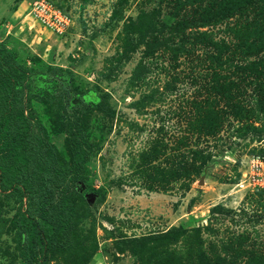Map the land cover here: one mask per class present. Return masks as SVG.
Segmentation results:
<instances>
[{"label": "rangeland", "instance_id": "obj_1", "mask_svg": "<svg viewBox=\"0 0 264 264\" xmlns=\"http://www.w3.org/2000/svg\"><path fill=\"white\" fill-rule=\"evenodd\" d=\"M173 2L0 0V42H4L27 69L25 98H30L31 106L26 110L34 125L57 146L69 167L74 165L65 123L73 121L75 115L80 116L84 121V137L91 144L83 179L74 184L79 192L76 246L56 253L49 260L38 253L35 264H187L182 258L186 250L184 240L162 235L180 224L192 229L212 222L220 229L218 237L225 235L227 228L236 232L247 229L253 235L256 230L264 235V198L256 195L251 197L254 201L249 199L264 189L250 187L246 176L242 180L243 175H250L254 157L264 148V139L262 142L252 140L254 132L237 137L227 126L221 132L223 140L217 147L214 140L200 142V147L212 151L216 160L192 182L182 179L170 181L166 186L157 182L160 186L151 189L144 177L135 175L139 165L153 161L143 157L142 151L158 136L157 130L162 124L169 131L165 135L168 143L187 128L181 108L186 110V101L195 91L188 62L178 67L179 78L172 79L155 70L146 79L150 84L135 89L129 83L145 47L138 44L139 35L128 43L127 38L134 32L127 28L135 29L131 21L142 12L148 23L170 21ZM235 2L244 0H196L188 3L185 10L188 16L192 13L207 17L219 7ZM39 3H49L71 16L72 21L63 33L45 25L34 14ZM234 15L220 25L202 30L212 31L218 40L225 37L231 41L233 34L229 36L225 30L239 23L240 15ZM247 19L254 31L260 30L257 27L264 29V10L247 9ZM120 54L124 57L115 62L121 58ZM116 63H119L118 68ZM197 63L198 60L194 65ZM56 66L62 70L52 74L51 68ZM259 68L264 71V66ZM196 69L200 74L207 71L203 64ZM169 79L176 87L173 93L164 90ZM152 88L158 89V100L147 104L143 110L134 108L132 102ZM59 93L63 95L60 103L42 98ZM100 101L114 113L98 109ZM260 117L263 118L264 113ZM169 147L171 144L170 151ZM185 150L184 147L179 152ZM168 156L169 153L164 152L154 163L169 166ZM237 160H240L238 164ZM262 175L264 177V168ZM217 204H222L223 208L215 214L212 210ZM240 207L248 208L249 214L236 215ZM18 210L15 199L0 190V264H27L21 257V246L12 223ZM42 224L46 235H50L49 225ZM203 234L208 237L206 232ZM207 239L217 240V236Z\"/></svg>", "mask_w": 264, "mask_h": 264}, {"label": "trees", "instance_id": "obj_2", "mask_svg": "<svg viewBox=\"0 0 264 264\" xmlns=\"http://www.w3.org/2000/svg\"><path fill=\"white\" fill-rule=\"evenodd\" d=\"M195 2L174 0L170 21L160 23L154 20L148 23L142 12L131 21L135 29L127 28L134 32L127 38L128 43L134 42V36L139 35L138 44L145 47L130 78L131 87L138 89L150 84L146 79L155 70L166 77L179 78L178 67L188 62L195 90L186 101V110L181 108L188 122L182 135L168 143L165 135L169 131L162 124L157 130L158 136L150 141L148 149L142 151L143 157L153 161L139 165L135 175L144 177L151 189L182 179L192 182L196 175L207 172L216 156L200 147V142L214 140L217 147L223 140L221 132L224 127L228 126L231 134L235 136L236 133L237 137L254 132L253 141L262 142L264 139V117H260L264 113V71L259 68L264 66V29L257 27L260 30L254 31L253 25L247 24V9L264 10V0L235 2L231 4L233 7H219L212 16L201 17L192 13L188 16L185 7ZM234 14L240 15L239 23L225 30L226 34H233L231 41L225 37L218 40L212 31L202 30L220 25L232 19ZM243 20H247L246 23ZM120 56L115 62H120L124 54ZM196 60L198 63L194 65ZM200 64L205 66L206 73L197 71ZM118 65L115 66L118 68ZM51 70L56 74L62 68L56 66ZM27 75L26 67L18 61L15 53L0 42V190L18 204L19 210L12 223L21 246V257L27 264H35L38 253L49 260L56 253L76 246L79 192L74 184L83 179L91 144L84 137L83 119L75 115L73 121L68 120L65 127L74 166L67 165L60 150L41 128H36L26 110L31 106L30 98H25ZM165 88V92L176 90L170 79ZM64 91L68 93L69 89ZM42 98L60 103L63 95L47 94ZM156 100L158 89L152 88L132 104L137 110H143ZM97 108L111 115L114 113L102 101ZM184 147L187 150L180 153ZM164 152L169 153V166L162 167L161 162H154ZM260 154L264 155V148ZM239 162L237 160V164ZM256 195L264 198V191L252 194L249 199ZM222 208V204H217L212 211L217 214ZM248 211V208L240 207L236 215L244 217ZM42 223L49 225L50 235H46ZM204 232L208 237L217 236V240H208ZM219 232V228L208 222L192 229H187L184 224L174 225L162 235L184 240L186 250L182 258L187 264H264V235L256 230L253 235L247 229L236 232L227 228L226 234L218 237Z\"/></svg>", "mask_w": 264, "mask_h": 264}, {"label": "built area", "instance_id": "obj_3", "mask_svg": "<svg viewBox=\"0 0 264 264\" xmlns=\"http://www.w3.org/2000/svg\"><path fill=\"white\" fill-rule=\"evenodd\" d=\"M34 14L40 18V20L47 26L51 27L58 33H63L72 21L71 16L64 13L61 9L49 5V3H39L34 8ZM48 14V16L44 15ZM254 165L252 166V172L247 177L248 185L254 188L264 189V177L262 175L264 168V155H257L254 157Z\"/></svg>", "mask_w": 264, "mask_h": 264}, {"label": "water", "instance_id": "obj_4", "mask_svg": "<svg viewBox=\"0 0 264 264\" xmlns=\"http://www.w3.org/2000/svg\"><path fill=\"white\" fill-rule=\"evenodd\" d=\"M202 183H203V180H202Z\"/></svg>", "mask_w": 264, "mask_h": 264}]
</instances>
